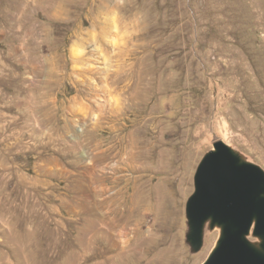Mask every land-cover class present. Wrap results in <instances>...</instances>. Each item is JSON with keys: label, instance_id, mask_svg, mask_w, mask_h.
Returning <instances> with one entry per match:
<instances>
[{"label": "rangeland", "instance_id": "obj_1", "mask_svg": "<svg viewBox=\"0 0 264 264\" xmlns=\"http://www.w3.org/2000/svg\"><path fill=\"white\" fill-rule=\"evenodd\" d=\"M59 1L0 0V264L202 263L199 162L222 140L264 170V0Z\"/></svg>", "mask_w": 264, "mask_h": 264}, {"label": "water", "instance_id": "obj_2", "mask_svg": "<svg viewBox=\"0 0 264 264\" xmlns=\"http://www.w3.org/2000/svg\"><path fill=\"white\" fill-rule=\"evenodd\" d=\"M194 187L186 202L191 249L200 248L206 224L220 229L200 264H264V170L218 140L199 162Z\"/></svg>", "mask_w": 264, "mask_h": 264}, {"label": "crops", "instance_id": "obj_3", "mask_svg": "<svg viewBox=\"0 0 264 264\" xmlns=\"http://www.w3.org/2000/svg\"><path fill=\"white\" fill-rule=\"evenodd\" d=\"M59 2L61 3L62 0H60ZM88 178H89V181H93V183L96 182V179L94 178L93 175H90ZM77 180L79 181L80 179H77ZM149 181L150 182L148 185V190L145 193L143 192L142 188H138V190H136V191L134 189V193H137V198H136V196H134L135 200H136V201L134 200V202H136L135 204L140 203V207L156 208L158 185H157V182H153V181L151 182V178ZM80 187H81V189H80L81 196L78 197V200L76 199L74 201L78 205V206H76V205L73 206L74 211L78 212L77 209H79V210L85 212L88 216H91L90 217L91 220H89L91 223L94 220H95V222H97V224H100V222L105 221L108 218V216H104L103 213L105 212V210L101 209L99 206L96 205V200L93 197V193H90L91 192L90 188L85 186V185L84 186L82 185Z\"/></svg>", "mask_w": 264, "mask_h": 264}]
</instances>
